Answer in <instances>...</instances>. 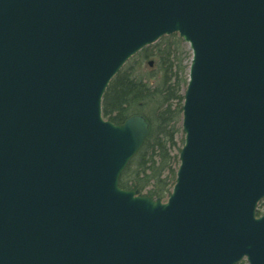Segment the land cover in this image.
<instances>
[{
    "label": "water",
    "instance_id": "obj_1",
    "mask_svg": "<svg viewBox=\"0 0 264 264\" xmlns=\"http://www.w3.org/2000/svg\"><path fill=\"white\" fill-rule=\"evenodd\" d=\"M175 33L192 57L163 201L119 185L150 123L102 104ZM262 201L264 0H0V264H264Z\"/></svg>",
    "mask_w": 264,
    "mask_h": 264
},
{
    "label": "trees",
    "instance_id": "obj_2",
    "mask_svg": "<svg viewBox=\"0 0 264 264\" xmlns=\"http://www.w3.org/2000/svg\"><path fill=\"white\" fill-rule=\"evenodd\" d=\"M143 51V60L156 58L155 68L141 72L134 66H124L107 87L103 115L115 124L135 114L146 117L150 133L122 172L119 185L139 195L166 200L176 182L184 143V134L180 146L177 135L182 131L189 52L178 34L164 36Z\"/></svg>",
    "mask_w": 264,
    "mask_h": 264
},
{
    "label": "rangeland",
    "instance_id": "obj_3",
    "mask_svg": "<svg viewBox=\"0 0 264 264\" xmlns=\"http://www.w3.org/2000/svg\"><path fill=\"white\" fill-rule=\"evenodd\" d=\"M184 46H185V49L186 51L189 52V57L187 58V64L189 63L190 61V58H191V54H192V51L190 49V45L186 42H184ZM145 55V52L142 51L140 54H137L135 57H133L128 63L126 66H134L136 67V70L138 69L139 71H143V72H147V71H150L152 69L155 68V65H156V58L155 57H149L148 59H144L143 60V57ZM152 61V64L150 63ZM183 138V132L181 131V133H179L177 135V142H178V145L180 146L181 145V140ZM259 213H262L264 214V201L260 203L259 205Z\"/></svg>",
    "mask_w": 264,
    "mask_h": 264
}]
</instances>
